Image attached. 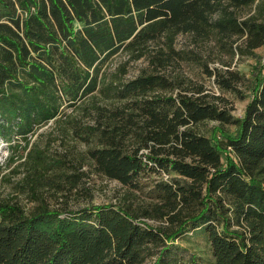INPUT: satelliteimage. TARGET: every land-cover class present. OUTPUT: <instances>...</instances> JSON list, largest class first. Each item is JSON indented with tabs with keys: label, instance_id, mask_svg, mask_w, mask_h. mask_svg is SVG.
<instances>
[{
	"label": "trees",
	"instance_id": "1",
	"mask_svg": "<svg viewBox=\"0 0 264 264\" xmlns=\"http://www.w3.org/2000/svg\"><path fill=\"white\" fill-rule=\"evenodd\" d=\"M263 45L264 0H0V133L52 121L63 146H30L0 196V264H264V73L240 117L223 94ZM89 172L123 192L71 203ZM198 229L208 256L185 260Z\"/></svg>",
	"mask_w": 264,
	"mask_h": 264
},
{
	"label": "rangeland",
	"instance_id": "2",
	"mask_svg": "<svg viewBox=\"0 0 264 264\" xmlns=\"http://www.w3.org/2000/svg\"><path fill=\"white\" fill-rule=\"evenodd\" d=\"M175 45L177 48L184 46H188V48L191 47L189 44V38L186 34H179L175 39ZM120 59H122V57L119 55L112 56V58L105 63V69L108 72L113 71ZM214 64L219 65L216 61L210 63V65ZM142 65V61L130 64L125 77H132L137 74L139 67ZM236 68L243 72L247 78L245 84L241 87L243 96L239 97L229 91H225L223 94L232 102L233 109L231 110V114L234 117H240L243 114V109L247 101L249 100V90L247 85L251 82L254 76L253 73L257 72L260 68L261 73H264V45L255 49L253 55L247 56L239 61L236 64ZM184 70L191 76L197 71L195 67L189 68L188 66H186ZM210 80L211 79L205 77V83L213 88L214 91L218 92V89L210 82ZM215 124H217V122L208 121L202 124L201 128L207 135H210V129ZM224 128L228 133H233L235 127L233 124H226ZM59 133V129L54 126L52 121L40 126L34 133L28 135V143L19 139L13 131L4 136L0 133V196L6 197L10 195L12 191L15 192L14 188L18 189L16 183L25 172L24 166H21L20 163L24 159L30 146H49L48 148L51 150H55L56 148L60 150L63 147L60 144L61 138L58 136ZM68 140L69 144H72V141H74L76 142L74 145L78 149H84L83 143L80 141H76L72 137H69ZM10 155L13 157L12 161H7ZM17 165H20L21 167L15 170ZM84 168H86V166ZM81 181L80 185L84 184V187H87V189L85 191L80 189L71 193V203L77 206L83 205L84 203L97 204L114 202L123 192V186L117 180L108 179L94 172H89L88 178H83ZM19 198L22 199L20 193ZM174 243L179 246V248H177L179 249L178 252L185 260L191 253L198 255L200 257L199 260L208 256V244L205 240V236L199 229L180 236L174 241Z\"/></svg>",
	"mask_w": 264,
	"mask_h": 264
}]
</instances>
